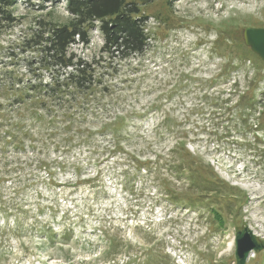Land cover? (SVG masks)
I'll use <instances>...</instances> for the list:
<instances>
[{"label":"rangeland","instance_id":"1","mask_svg":"<svg viewBox=\"0 0 264 264\" xmlns=\"http://www.w3.org/2000/svg\"><path fill=\"white\" fill-rule=\"evenodd\" d=\"M143 8V55L103 54L94 23L89 43L68 52L97 61L100 82L49 104L42 124L25 110L31 141L0 159V264H236L234 237L245 227L264 246V64L246 59L242 37L264 28V0ZM12 13L0 25V93L7 77L50 81L48 70L26 67L38 55L22 50L25 40L71 20L65 0H17ZM121 113L120 137L102 130ZM245 264H264V249Z\"/></svg>","mask_w":264,"mask_h":264},{"label":"trees","instance_id":"2","mask_svg":"<svg viewBox=\"0 0 264 264\" xmlns=\"http://www.w3.org/2000/svg\"><path fill=\"white\" fill-rule=\"evenodd\" d=\"M16 1L0 0L1 26L5 24L9 26L16 20L12 13V6ZM153 1L65 0L66 10L71 15L68 24L49 26L51 23H47L46 27L31 33L30 37L25 40L22 50L33 51L38 56L34 60L26 62V67L29 66V70H34V72H40L41 69L48 70L50 81L43 83L37 79L40 73H34L37 74L35 80L26 83L16 81L11 77L4 79V83H8L9 87L0 93L6 102L5 105H0L4 109L0 110V117H7L8 113L14 115L23 107L25 109L18 115L17 119L0 123V128L9 127L8 134L0 136V159L9 150L16 151L23 147L25 139L29 138L31 141L32 132L24 122L25 117H23L25 110L31 113V116L33 115L35 124H42L49 116L47 112L49 104L50 108L56 106L57 103L61 105L64 100L68 99V96L71 97L69 100L75 101L76 94L90 91L100 82L94 74V66L97 61L88 62L77 58L73 52H68L69 47L73 44L89 43V30L94 26V23L99 25L98 29L103 38L100 48L103 54L123 60L145 53L150 45L151 36L147 31L148 15L145 14L143 6ZM246 59L255 66L258 62L264 64L251 51L246 54ZM33 61L38 64L35 68L32 66ZM61 75L63 77H60ZM102 88V91H108L107 87L103 86ZM247 107L253 108V106ZM34 108H37L41 113L44 112L43 116L36 115L38 112L36 113ZM251 109H249L250 112ZM2 112H4V116ZM136 114V112H132L131 116H137ZM113 120V123H105L102 130L109 129L113 136L120 137L126 126L127 115L115 114ZM261 128L264 130V125ZM23 138L25 139L23 140ZM116 148H119V144ZM184 150L185 152L181 153V157L184 161H188L186 155L190 153L186 149ZM45 167L48 168L46 165ZM176 167L179 169L180 165ZM216 191L215 193H217ZM145 263L147 264V261Z\"/></svg>","mask_w":264,"mask_h":264},{"label":"water","instance_id":"3","mask_svg":"<svg viewBox=\"0 0 264 264\" xmlns=\"http://www.w3.org/2000/svg\"><path fill=\"white\" fill-rule=\"evenodd\" d=\"M242 37L244 44L264 62V28H244ZM234 242L236 264H245L252 252L264 249L256 234L248 227L235 234Z\"/></svg>","mask_w":264,"mask_h":264}]
</instances>
